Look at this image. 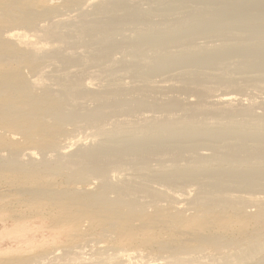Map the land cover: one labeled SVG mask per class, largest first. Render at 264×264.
<instances>
[{
	"label": "bare ground",
	"instance_id": "obj_1",
	"mask_svg": "<svg viewBox=\"0 0 264 264\" xmlns=\"http://www.w3.org/2000/svg\"><path fill=\"white\" fill-rule=\"evenodd\" d=\"M45 2L0 0V211L66 243L12 264H264V0Z\"/></svg>",
	"mask_w": 264,
	"mask_h": 264
},
{
	"label": "rangeland",
	"instance_id": "obj_2",
	"mask_svg": "<svg viewBox=\"0 0 264 264\" xmlns=\"http://www.w3.org/2000/svg\"><path fill=\"white\" fill-rule=\"evenodd\" d=\"M46 2L43 4V7L37 9V12L34 14V17L38 19L42 17V19H47L48 17L52 16L53 13L58 12V8L64 4L65 5H72L70 3H66L67 0H45ZM64 1V2H63ZM47 7V8H46ZM152 7L155 9L161 8L157 4H152ZM46 8V9H43ZM49 12V13H48ZM1 15H5L4 13H0ZM1 26V24H0ZM130 26V25H129ZM11 29H27L22 25H18L16 27H10ZM136 26H130L128 29H134ZM3 29V28H0ZM200 42V43H199ZM199 45H217L219 42L214 40L213 43H208L205 41L199 40ZM215 42H217L215 44ZM24 68V66H22ZM25 73L31 71L29 67L23 69ZM155 79V78H154ZM158 79V78H156ZM218 91V92H217ZM214 94L223 93L220 90H217ZM233 96V95H232ZM235 96V95H234ZM181 97H184L181 95ZM192 99V97H191ZM195 99V98H194ZM246 103V102H244ZM247 104V103H246ZM70 126V127H69ZM67 125V129H73L71 125ZM79 136H83L84 133L81 132L80 134L77 133ZM83 134V135H82ZM64 136L60 135L58 141L63 140ZM62 143V142H61ZM65 142L63 141L62 145ZM9 174L5 172L4 174L0 175V186L4 181L2 179L8 178ZM59 181V179H58ZM10 185L13 183L8 182ZM2 189H7L2 187ZM6 198H2L3 204H8V201L11 200L9 198V194H6ZM13 206V205H11ZM17 207H12L13 211L18 215H23L25 212V208H22V204H16ZM12 211V210H11ZM13 212H6L0 211V264H12L13 262L21 260V262L28 261L34 253L40 251L41 248H49L52 246L63 245L66 243L65 238L57 237L55 234H50L49 226L50 222L47 219L45 222H41L39 220H22L19 219L16 221L15 218H12ZM137 223H134V225ZM150 251V250H149ZM155 254V252H153Z\"/></svg>",
	"mask_w": 264,
	"mask_h": 264
}]
</instances>
